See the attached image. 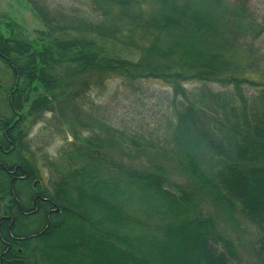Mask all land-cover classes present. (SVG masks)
Here are the masks:
<instances>
[{"label": "trees", "instance_id": "obj_1", "mask_svg": "<svg viewBox=\"0 0 264 264\" xmlns=\"http://www.w3.org/2000/svg\"><path fill=\"white\" fill-rule=\"evenodd\" d=\"M28 1L49 28L42 48L0 31V264H264V176L242 172L233 144L223 170L203 175L144 122L145 72L67 36L78 23L100 36L164 37L185 0H68L80 9L69 24ZM218 1L245 22L239 42L264 47L257 0ZM200 94L213 101L204 85ZM123 101L128 114H110ZM28 115L46 122L44 137L59 121L72 140L40 162L45 141L30 138Z\"/></svg>", "mask_w": 264, "mask_h": 264}, {"label": "rangeland", "instance_id": "obj_2", "mask_svg": "<svg viewBox=\"0 0 264 264\" xmlns=\"http://www.w3.org/2000/svg\"><path fill=\"white\" fill-rule=\"evenodd\" d=\"M37 1L52 16L68 15L59 18V23L69 24L76 11L80 12L68 0ZM261 2L257 0L263 8L258 11L264 12ZM59 23L54 26L59 27ZM45 24L30 1L0 0V31L5 35L41 49L46 41L39 32L49 30ZM166 25L164 37L147 42L87 33L78 23L77 30L67 31V36L92 40L106 54L131 60L145 72L148 83L141 84L144 122L158 127L171 152L199 162L203 175L215 176L223 170L225 161L232 157L229 151L233 144L242 158V163L237 162L242 172L264 176V47L246 49V41L239 42L238 37L247 32L245 22L218 0L180 2L167 16ZM56 35L64 36L60 32ZM171 72L176 73L168 75ZM203 85L215 104L200 94ZM101 99L93 101L99 105ZM126 105L130 107L128 101L117 107L110 105V114H128ZM38 118L28 115L26 123L31 139L41 135L45 141L34 148L35 158L42 162V155L56 157L72 135L56 121L57 132L52 138L44 137L40 129L46 122Z\"/></svg>", "mask_w": 264, "mask_h": 264}]
</instances>
